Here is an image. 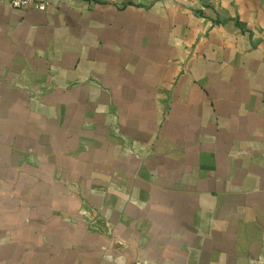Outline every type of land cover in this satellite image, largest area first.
<instances>
[{
	"label": "crops",
	"instance_id": "0c3cea01",
	"mask_svg": "<svg viewBox=\"0 0 264 264\" xmlns=\"http://www.w3.org/2000/svg\"><path fill=\"white\" fill-rule=\"evenodd\" d=\"M0 5V264H264V0Z\"/></svg>",
	"mask_w": 264,
	"mask_h": 264
},
{
	"label": "built area",
	"instance_id": "2783aa9c",
	"mask_svg": "<svg viewBox=\"0 0 264 264\" xmlns=\"http://www.w3.org/2000/svg\"><path fill=\"white\" fill-rule=\"evenodd\" d=\"M0 5L13 9H32L38 12H45L51 5L50 0H0Z\"/></svg>",
	"mask_w": 264,
	"mask_h": 264
}]
</instances>
